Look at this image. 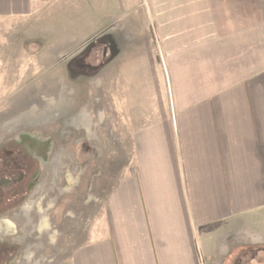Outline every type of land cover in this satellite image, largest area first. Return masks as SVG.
I'll return each mask as SVG.
<instances>
[{
  "label": "crops",
  "instance_id": "obj_1",
  "mask_svg": "<svg viewBox=\"0 0 264 264\" xmlns=\"http://www.w3.org/2000/svg\"><path fill=\"white\" fill-rule=\"evenodd\" d=\"M261 1L147 0L139 17L154 21L157 61H141L139 92L116 89L122 74L115 61L107 66L108 119L113 130H134V162L98 207L97 231L65 264H212L223 249L215 242L243 223L264 239ZM35 2L0 0V97L20 76V44L30 43L20 32L34 33Z\"/></svg>",
  "mask_w": 264,
  "mask_h": 264
},
{
  "label": "rangeland",
  "instance_id": "obj_2",
  "mask_svg": "<svg viewBox=\"0 0 264 264\" xmlns=\"http://www.w3.org/2000/svg\"><path fill=\"white\" fill-rule=\"evenodd\" d=\"M263 2L255 16H262ZM35 6L34 33L30 27L20 32L30 42L20 44V76L15 73L7 84L12 94L0 97V151L45 141L53 162L44 169L53 171L44 174L33 162V185L1 206L0 244H11L12 236L18 243V257L9 264H65L97 231L98 207L134 162V130H113L108 119L107 66L115 61L113 70L122 74L112 79L116 89L127 85L130 93L139 92L141 61H157L154 21L139 17L147 0H36ZM130 6L135 16L126 14ZM131 44L132 54H121ZM215 244L223 249L212 264L262 263L255 261V251L264 255V239L255 238L253 225L228 230Z\"/></svg>",
  "mask_w": 264,
  "mask_h": 264
},
{
  "label": "flooded vegetation",
  "instance_id": "obj_3",
  "mask_svg": "<svg viewBox=\"0 0 264 264\" xmlns=\"http://www.w3.org/2000/svg\"><path fill=\"white\" fill-rule=\"evenodd\" d=\"M18 149L20 151L14 149L0 151V208L5 203H13L19 199L24 190L33 185L32 179L28 181L33 162L43 171L45 162L49 158L45 141H42V143L41 141L24 142ZM7 227L13 228L14 225L8 224ZM13 237L11 244H0V264H9L10 260L12 261L18 257V243L14 242ZM14 244H16V248ZM261 252L260 250L255 251V261L264 263V255L258 254Z\"/></svg>",
  "mask_w": 264,
  "mask_h": 264
}]
</instances>
